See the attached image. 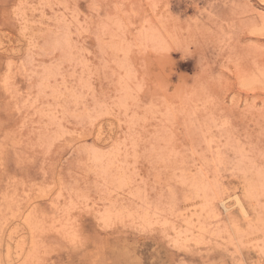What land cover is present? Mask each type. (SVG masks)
<instances>
[{"label": "rangeland", "instance_id": "1", "mask_svg": "<svg viewBox=\"0 0 264 264\" xmlns=\"http://www.w3.org/2000/svg\"><path fill=\"white\" fill-rule=\"evenodd\" d=\"M0 264H264V0H0Z\"/></svg>", "mask_w": 264, "mask_h": 264}]
</instances>
